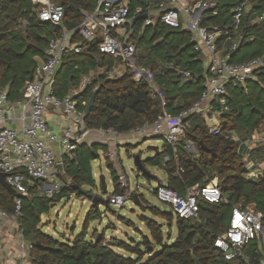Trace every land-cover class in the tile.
I'll use <instances>...</instances> for the list:
<instances>
[{"label": "trees", "instance_id": "16d2710c", "mask_svg": "<svg viewBox=\"0 0 264 264\" xmlns=\"http://www.w3.org/2000/svg\"><path fill=\"white\" fill-rule=\"evenodd\" d=\"M51 1L64 8L61 25L70 31L80 24L82 11L91 12L94 9L95 0ZM263 2L251 1V8L244 13L238 31L230 28L231 10L239 4L238 0H217L216 6L204 13L201 25L222 31L218 40V45L225 48L222 56L229 54L232 44L226 39L238 40L242 35L239 49L229 54L231 63H244L264 54V18L256 22L264 13ZM60 32V28L38 20L30 0H0V88L9 87V100L22 99L28 74L40 61L46 60L47 44ZM248 37L252 41L247 43ZM190 38V32L186 30L170 29L158 23L146 27L138 39L131 37L138 47L137 63L151 70L154 83L166 100L165 109L172 116L190 108L202 92L205 76L203 55L194 50ZM73 41L80 42L87 50L63 56L56 76L58 96L77 87L81 78L96 67L105 73L115 65L111 57L98 52L100 41L86 42L77 34L73 36ZM248 46H254L253 51L240 54ZM93 86H97L94 92L87 89L78 96V110L85 113L88 98L95 93L93 105L84 118L88 130L127 134L143 124H152L161 112L159 98L151 94L145 83L133 81L129 73L118 78L98 75L93 78ZM227 90L228 111L222 114L224 124L219 135H211L203 118L193 115L186 120L187 126L177 145L176 157L173 158L171 148L163 143L161 150L155 149L153 157L145 161L140 159L144 167L145 163H150L163 170L167 179L166 183L160 184H166L181 196L189 188L213 183L220 189L223 198L220 203L199 199L198 221L179 219L171 209L167 212L150 206L148 212L152 218L142 216L141 219L148 235L142 234L139 242L131 239V245L117 241L112 246L105 242L103 234L99 235L96 231L87 238L89 221L100 217L98 207L91 205L82 232L65 242L57 240L38 227L40 217L48 213L52 202L57 204L63 197L70 198L72 195L91 199L90 190L96 188L92 165L99 155L95 147L78 146L74 159L63 160L64 175L57 173L60 187L52 197L37 196V185L45 182H35L29 188V196L20 198L11 196L0 185L2 211L14 216L16 201L20 202L16 220L24 238L31 242V264H195V259L198 264H242L240 259L226 260L214 243L227 231L236 205L253 206L264 216V174L257 180L247 178L243 153L231 138L233 132L240 140H245L254 131L264 132V68L255 71L243 86L229 85ZM185 141L191 143L196 154L186 152ZM138 144H125L128 157L131 156L130 149ZM165 156L170 161L163 164ZM110 158L109 155L106 157L105 165L113 181V193L122 194L124 190L118 184L120 172L117 170L116 173ZM145 177L148 181L155 179L150 174ZM103 192L106 193L105 190ZM135 195L131 193L135 205L140 207L142 201L146 202L142 195L137 194L134 198ZM106 208L111 210L109 204ZM156 217L164 219L167 224L162 226L153 219ZM173 220L176 237L171 240L170 232L163 229H169ZM114 248L123 250L127 256L118 254ZM245 254L258 263L264 251L254 240L245 248Z\"/></svg>", "mask_w": 264, "mask_h": 264}, {"label": "built area", "instance_id": "2783aa9c", "mask_svg": "<svg viewBox=\"0 0 264 264\" xmlns=\"http://www.w3.org/2000/svg\"><path fill=\"white\" fill-rule=\"evenodd\" d=\"M216 1L95 0L94 9L91 12L82 11L78 27L68 31L61 25L65 13L62 6L51 0H30L38 20L60 28L61 32L48 42L46 60L38 63L31 71V79L26 81L21 100L10 103L9 87L0 88V173L6 175V183L20 196H29V188L35 182H45L37 185V191L52 195L58 191L60 184L55 152L50 144H56L63 157L74 159L78 142L88 131L84 123L86 114L77 107L78 96L87 89L93 92L97 89V86H93V78L100 75L101 68L96 67L95 71L82 77L78 86L70 88L63 96L57 94L56 76L63 56L87 50L80 42L73 41L75 34L86 42L100 41L97 45L98 52L111 57L115 64L121 66L119 70L113 67L105 72L107 78H118L129 73L133 81L145 83L151 94L160 100L161 112L152 124H143L127 134L98 130L112 135V140L109 141L110 146L115 147L110 151L112 159L119 154V135H123V140L159 139L171 148L173 158L176 157L177 145L187 126L186 120L193 115L204 119L211 135H219L224 124L222 114L228 111L227 87L243 86L255 71L263 69L264 54L244 63H231L229 54L239 49L243 39L241 35L238 40L231 37L226 39L232 44L229 54L222 56L225 48L218 45L222 36L221 29L201 25L204 13L215 7ZM238 1L239 4L231 10L230 28L234 31H238L244 13L251 8L252 0ZM143 15V19L136 20ZM263 18L264 13L256 22ZM156 23L166 28L190 32V42L194 50L203 55L202 67L205 76L201 96L190 108L174 116L167 113L166 100L155 85L151 70L137 63L138 47L131 40V37L138 39L146 27ZM251 41L252 38L246 39L247 43ZM13 106H18L19 109L15 117L17 128L11 126L13 118L8 115L9 107ZM49 110L59 114L60 132L49 129L45 119ZM169 161L170 158L165 156L163 164ZM253 168V164L246 165L247 178L257 180L262 175L253 172ZM118 184L124 192L113 193L108 198V204L114 208H123L132 201V192L129 191L128 180L124 174L118 175ZM155 194L159 202L170 207L175 217L195 221H198L199 199L214 204L223 200L220 189L213 183L189 188L182 196L166 184H158ZM19 210L20 202L16 201L15 215L11 218H16ZM263 219L264 216L253 206L236 205L233 207L227 231L216 239L214 246L228 261L240 259L242 264H264L263 259L255 263L245 254V248L251 241H262L264 245ZM30 247L31 244L28 245L29 249Z\"/></svg>", "mask_w": 264, "mask_h": 264}, {"label": "rangeland", "instance_id": "374dc122", "mask_svg": "<svg viewBox=\"0 0 264 264\" xmlns=\"http://www.w3.org/2000/svg\"><path fill=\"white\" fill-rule=\"evenodd\" d=\"M253 48L254 46L244 47L240 51V54L251 53ZM114 68L119 70L121 69V66L115 64ZM141 140L142 139H137L136 142L139 143L137 147L130 149V157L127 156V149L124 146H119V155L116 154L113 159L112 157L110 159L114 165L116 173L118 170L120 172L118 174H124L127 177L129 191L142 195L146 202L142 201L140 207L135 205L132 201L128 202L123 208H113L110 206L115 213L105 211V207L100 205V217L93 218L89 221L87 238H90L95 230H97V234H103L105 242L110 246H112V244L116 245L117 241L123 242L126 245H131V239L139 242L142 234L148 235V231L141 222V219L142 216L152 218L151 214L148 212L150 206L157 207L163 211H170V207L159 202L153 193L156 185L166 183L167 176L165 172L153 164L145 163V169L155 178L148 181V179L139 171H136L133 166V159L136 155H138L142 161H145L156 154V148L161 150L163 143L159 139L156 140L153 138L143 139L144 141L142 142ZM184 146L187 151L188 149H192L191 152L186 151L187 153L196 154V151L190 142L185 141ZM95 148L96 153L99 155V159L92 165V170L95 174L96 188L90 190V196H98L101 199L108 200V196L112 193V188L114 187L110 172L105 165V160L106 157H108L110 147L95 146ZM118 164H120L122 169H120ZM100 175L105 177L106 193L103 192L99 183L98 179ZM85 190L89 191L88 188H85ZM57 192L58 191H55L54 193ZM53 194L50 195L49 193L47 194L46 192L38 191L37 196L52 197ZM90 206L91 201L88 197H77L75 195H72L70 198L63 197V199L57 204H55V202L51 203L48 213L40 217V224L38 227L43 230V232L50 234L57 240L63 242L71 240L82 232L83 222ZM153 219L162 226L167 224L162 218L156 217ZM163 230L164 232H167L168 230L170 232V238L173 240L176 237L175 221H172L169 229L164 228ZM259 243L264 251L263 242L260 241ZM113 250L124 257L127 256V253L121 249L114 248ZM146 258L147 256L144 257V260Z\"/></svg>", "mask_w": 264, "mask_h": 264}, {"label": "crops", "instance_id": "0c3cea01", "mask_svg": "<svg viewBox=\"0 0 264 264\" xmlns=\"http://www.w3.org/2000/svg\"><path fill=\"white\" fill-rule=\"evenodd\" d=\"M103 74L104 71L103 69H101L100 75ZM10 103H12L11 100ZM18 112H19L18 106L9 107L8 115H10V117L13 118V122L11 126L14 128L18 127V123L15 121V117L17 116ZM45 119L51 131H55V132L61 131L60 116L58 113L49 110L45 114ZM122 136L123 135H119L118 137L120 139L118 140L120 146H125V144L127 143L130 144L138 143L136 142L137 139L123 140ZM231 138L235 143H237L238 149L242 151L243 159L246 165L253 164L254 165L253 172L258 173L259 175H263L264 174V132L254 131L253 133L248 135L245 140H240L238 135L233 132L231 133ZM50 146L54 149L55 160L57 161V164L61 163L63 165V160L65 159V157H63V155L61 154V150L59 149V147L56 144H50ZM107 146L110 147L108 151V155L110 156L111 148L115 149V147H111L109 142ZM188 151L191 152L192 149H188ZM93 176L95 178L94 173ZM113 191L114 189L112 188V193L108 196V198L113 194ZM99 206L100 204L98 205V210H99ZM104 207H105L104 208L105 211H110V212L113 211L115 213L114 210L112 209L109 210L106 208V206ZM30 243L31 242L29 240L24 238L22 234V230L20 229L19 223L16 220V218L14 219L11 218V215H8L6 212L0 209V264H31L30 249L28 248V245ZM262 259L264 260V256Z\"/></svg>", "mask_w": 264, "mask_h": 264}, {"label": "water", "instance_id": "95a60500", "mask_svg": "<svg viewBox=\"0 0 264 264\" xmlns=\"http://www.w3.org/2000/svg\"><path fill=\"white\" fill-rule=\"evenodd\" d=\"M145 16H140L136 18V20L143 19ZM31 79V72L28 74L26 81H30ZM95 98V93H92L90 97L88 98V101L86 103L85 107V114L89 113L90 108L93 105V101ZM112 140V135L107 134V133H102L98 130H89L87 131L84 136L79 140L78 146L79 147H88L92 148L95 146H107L108 142ZM133 166L134 168L139 171L142 175L149 176V173L145 169V167L141 164L140 158L138 155H136L133 159ZM58 172L61 176L64 175L63 171V165L61 163L57 164ZM6 175L4 173H0V185L4 187L10 194L11 196L15 198H20V195L15 192L5 181ZM99 182L101 184V187L103 190H105V177L103 175L99 176ZM136 198V196H134ZM91 205L96 208L98 207V204L103 205V206H108V200L107 199H101L100 197L97 196H91ZM195 264H198V261L195 259Z\"/></svg>", "mask_w": 264, "mask_h": 264}]
</instances>
